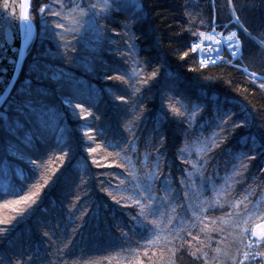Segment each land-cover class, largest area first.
<instances>
[{"label": "trees", "instance_id": "trees-1", "mask_svg": "<svg viewBox=\"0 0 264 264\" xmlns=\"http://www.w3.org/2000/svg\"><path fill=\"white\" fill-rule=\"evenodd\" d=\"M53 2L54 0H31L30 16L36 27L35 39L28 50L12 93L15 95L22 92L25 80L35 79L37 75L42 74L45 77L42 84L48 90L45 103L59 114L50 124L46 133L48 143L44 147L52 148L59 144L71 150L63 159L60 158L62 153L58 148L51 152L46 161V172L30 184L28 191L24 193L28 195L29 192H36L40 186L39 195L34 197L35 203L31 201L17 203L20 197L11 193L18 191L23 183L21 176L27 174L26 164L29 153L16 137L0 132V221L4 222L0 223V228L9 229L0 239V254L5 252L10 254L12 251L27 253L39 248V255L44 258L43 264H48V260L54 259L53 256L45 253L50 242L42 236V232L48 231L54 234L53 239L56 240V244L51 248L53 253L56 246L62 243L64 236L70 234L74 238L73 251L78 264H128L129 260L134 258L132 253L127 250L120 251L117 247L120 243L117 222H123L128 218V213L137 210L134 204L123 206L128 203L126 197L130 194V185L126 183L122 186L129 191L122 194L124 199L121 205H117L108 192L104 191L108 187L107 183L100 181H111L114 187L119 183L117 179L119 176L131 182L132 178L128 176V172L135 171L139 174L145 167L143 158L145 143H155L156 134L153 129L159 127L157 121L160 101L155 93L157 89L166 86H170L176 93H183L197 103L204 104L206 110L218 104L236 112L237 117L247 115L249 126L234 129V136L229 137L225 147L234 145V152L248 151L254 147L252 137L256 138L257 158L253 161H245L248 170L246 172L241 170L246 179L242 180L241 176L231 177L219 194L211 192L202 194L209 199H218L219 203L224 205V210L217 207V210L211 213L215 218L214 226L227 227L223 225V221L229 219L226 215L227 202L237 199L241 200L243 206L244 203L264 197V188L257 186H264V173H261V169H264V155L260 154L264 149L259 147L264 145V139H261V133L264 132L262 127L264 126V89L252 83L247 74L231 64L219 62L202 68L198 61H194L195 54L191 51L187 57H183V53L188 51V43L194 39L188 31L190 25L186 6L187 12H190L194 18L192 28L200 27L204 30V26L199 23L200 18H203L206 23L214 19L218 30L223 29L225 24H229L230 29H236L234 23H229L227 0H216L215 5L213 0H118L119 8L111 13L110 19L100 20V23L107 25L109 29L114 28L119 31L121 22H129V18L135 17L137 19L133 25L135 43L141 60L150 61L149 73L157 62L159 64L158 76L149 79L147 84L139 85L146 94L143 120L139 122L137 129L139 137L137 152L140 154V159H137V155L132 154L131 151L125 153L120 148L114 150L112 147L105 149L106 143H122L129 136L126 128L134 122L126 107L121 102L114 101L109 91L113 89L124 92L126 86L117 81H106L103 65L99 62L102 60L104 64L113 67L124 66L121 58L103 50L108 47L106 42L103 47H97L95 35L91 32L88 33L85 41H73L77 51L70 53L69 56L79 59L61 58V53L65 50L62 47L58 48V43L62 42H58L56 38L44 32V19L37 11L43 4ZM237 8L241 23L252 33V37H249L242 29L238 31L242 40L244 66L249 67L250 71L260 73L264 71V45L260 43L264 40V2L238 0ZM45 18L49 21L56 19L50 16ZM111 35L119 42L112 47L124 46L123 34ZM53 76L60 77V80L52 79ZM66 80L75 83L76 88L82 93L79 102L92 112L87 120L76 115L80 109H75L73 112L60 103V85ZM86 125L92 129L89 135L95 137L96 144L99 145L97 152L91 155L83 146L84 143H92L81 131ZM181 127L183 126L175 122L164 125L167 140L165 148L161 149L166 152L164 172L172 174V183L178 193L184 190V186L179 184L183 169L194 171L190 164H185L178 158L177 147L181 145L183 139ZM59 129H63V132L61 133ZM27 131V127L22 129V132ZM32 131L35 129L33 128ZM202 148V143L190 142L188 150L183 155L190 161L202 162L210 155H215L217 161L221 160L223 148L212 152L201 151ZM129 155L131 165L124 158ZM93 159L97 160L96 164L92 163ZM152 164L153 160L150 156L147 165L151 167ZM212 167L213 165L210 164L209 172ZM230 173L231 169L226 172L224 164L221 163L219 176L224 178ZM81 175L91 179H88L86 185L77 187ZM198 176L199 173H196L193 177L196 180L195 186L191 189L193 194L199 187ZM163 179L162 174L160 180ZM44 180L48 183L44 184ZM222 184L223 179H218V188ZM245 188L251 193L248 201L243 199ZM73 193L79 195L81 199L77 201ZM117 198L120 199L121 194H117ZM81 206L86 208L89 214L75 220V224H83V227L79 228L78 232H72L73 219L69 218V213L75 214ZM188 226H191L190 222ZM212 235L215 239H220L216 233ZM224 235L227 236V240L221 247L234 248V237L228 232ZM215 246L213 244V247ZM151 255L150 252L149 256ZM141 258L144 259L145 264H148V258L143 256ZM34 264H41V261L36 260ZM177 264H200V261H195L194 257L185 252L183 257L177 260Z\"/></svg>", "mask_w": 264, "mask_h": 264}, {"label": "snow or ice", "instance_id": "snow-or-ice-1", "mask_svg": "<svg viewBox=\"0 0 264 264\" xmlns=\"http://www.w3.org/2000/svg\"><path fill=\"white\" fill-rule=\"evenodd\" d=\"M215 3L216 0H213V5ZM237 3L238 0L235 2L227 0L226 3V8L230 13L229 23H234L236 30H231L229 24H225L223 25L224 31L220 32L217 31L214 19L206 23L203 18H200L199 23L204 26V30H201L200 27L192 28L191 24L194 22V18L190 12H187L186 6L190 25L188 31L194 39L188 43V51L183 53V57H187L191 51L195 54L194 61H198L202 68L208 64L216 65L218 62L231 64L247 74L252 83L257 84L260 89H264V71L260 73L254 70L250 71L249 67L244 66L243 63L242 40L237 33L241 29L249 37H252V33L241 23V17L237 14ZM25 7L31 11L30 4H25L18 16L22 46L16 49L18 58L12 61L14 64H19V57L24 55V46H27L33 39V23L29 12L23 10ZM0 8L12 13L14 6L10 5L8 0H3ZM117 8H119L118 0H99V2L54 0L51 4H43L37 11L44 19V32L56 38L58 42H62L58 43V48L62 47L65 50L61 53V58L65 60L68 58L79 59V57L69 56L70 53L77 51L73 41H85L89 32L94 33L97 47H103L106 42L108 47L103 50L119 55L124 66L113 67L104 64L102 60L99 62L103 65L106 81H117L126 86L124 92L113 89H109V91L114 101H119L126 107L134 122H131V126L126 128L129 136L122 143H106L105 149L112 147L114 150L120 148L125 153L131 151L132 154L137 155V159H140V154L137 152L139 140L137 129L139 122L143 120V104L146 94L139 85L147 84L149 79H155L158 76L159 64L157 62L149 73L150 61L141 60L135 43L136 36L133 28L137 22L135 17L129 18V22H121L119 31L114 28L109 29L107 25L100 23V20L110 19L111 13ZM46 16L56 19L49 21L45 18ZM112 33H115L116 36L123 34V47H112L113 44L119 43L112 38ZM260 43L264 45V40ZM2 47L3 45H0V48ZM225 51L228 53L229 58L227 59ZM93 58L96 59V57ZM44 78L40 74L35 79L25 80L23 91L14 95L12 93L14 81L12 79L5 81L3 77H0V87L3 88V92L0 93V121H2L0 122V132L10 137H16L29 153L26 164L27 174L21 176L23 183L18 191L11 193L20 197L16 201L17 203H28L29 201L35 203L34 197L39 195L40 186L36 192H29L28 195L24 193L28 191L30 184L46 172V161L51 152L58 148L62 153L60 158L63 159L68 156L71 150L59 144L52 148L44 147L48 143L46 133L49 131L50 124L59 115L45 103L48 90L42 84ZM52 79L59 81L60 77L53 76ZM81 95L82 93L71 80H66L60 85V103L73 112L75 109H80L76 115L87 120L92 112L79 102ZM155 95H158L160 101L157 121L159 127L153 129L156 134L155 143H145L143 153L145 167L140 170L139 174L135 171L128 172V176L132 178L131 182L119 176L117 177L119 183L114 187L111 181H100V183H107L108 187L104 191L108 192L117 205H121L122 199H124L122 194L129 191L122 186L129 183L130 194L126 197L128 203L123 206L128 207L129 204H134L137 209L134 213H128V218L123 222H117L116 228L120 233L118 237L120 243L117 247L120 251L127 250L133 254L134 258L129 260L128 264H145L141 256L148 258V264H177V260L183 257L185 252L194 257L195 261H200V264H264V197L244 203L243 206L241 200L233 199L227 202L226 215L229 219L223 221V225L227 227L217 228L214 226L215 218L211 213L215 212L217 207L224 210V205L220 204L218 199L202 196L204 192L219 194L231 177L241 176L242 180L246 179L243 172L248 170V164L245 161H253L257 158L256 138L252 137L254 147L244 152H234V145L225 147V144L229 137L234 136V129L249 126L250 121L247 115L237 117L236 112L218 104L206 110L204 104L193 101L183 93L174 92L170 86L157 89ZM233 117H237V119H233ZM172 122L183 126L180 128L183 137L182 143L177 147L178 158L182 159L185 164H190L194 170L183 169V175L179 180V184L184 186L182 193L176 191L172 183V174L165 173L163 168L166 152L161 149L165 148L167 140L164 125ZM25 127L28 128V131L22 132ZM33 128L35 131H32ZM91 130L87 125L81 129L83 136L92 141L91 144H83L89 155L96 153L99 147L96 144V138L89 135ZM59 131L62 133L63 129H59ZM261 139H264V132L261 133ZM190 142L202 143L201 151L205 152L223 148L221 160L217 161L215 155H210L202 162L190 161L187 156L183 155L188 150ZM94 144L96 146H93ZM259 147L264 149V145ZM260 154L264 155V151ZM150 156L153 160L151 167L147 165ZM124 158L131 165V156ZM92 163L96 164L97 160L93 159ZM221 163L224 164L226 172L229 168L231 169L230 175L224 178L219 176ZM210 164L213 165L211 172H209ZM206 172L209 174L205 175ZM196 173H199V187L193 194L191 189L196 184V180L193 179ZM261 173H264V169H261ZM162 174L164 179L160 180ZM88 179L81 175L78 178L77 187L86 185ZM218 179H223V184L219 188L217 186ZM43 183L47 184L48 181L44 180ZM257 186L264 188L262 185ZM244 192L243 199L248 201L251 193L248 192V188H245ZM117 194H121L120 199L117 198ZM73 195L77 201L81 199L79 195L75 193ZM70 206L74 207L71 204ZM88 214V210L83 206L75 214L69 213V218L73 219L72 232H78L79 228L83 227V224H75V220L82 219ZM189 222L191 226H188ZM0 223L4 222L0 221ZM8 231L9 229L0 228V239ZM225 232L234 237L235 247L232 249L221 247L227 240ZM212 233H216L220 239H215ZM53 235L48 231L42 232V236L50 242L45 253L54 257V259L48 260V264H78L73 251L74 238L70 234L64 236L62 243L56 246L53 253L51 248L56 244ZM213 244L216 246L213 247ZM39 252V248L27 253L12 251L9 254L5 252L0 254V264H34L36 260L43 264L44 258L40 257ZM150 252L151 256H149Z\"/></svg>", "mask_w": 264, "mask_h": 264}, {"label": "water", "instance_id": "water-1", "mask_svg": "<svg viewBox=\"0 0 264 264\" xmlns=\"http://www.w3.org/2000/svg\"><path fill=\"white\" fill-rule=\"evenodd\" d=\"M8 2L10 5L14 6L12 13H8L7 10L0 8V45H3V47L0 48V77H3L5 81L12 79L15 88L18 81L17 79L20 77L27 58L28 50L35 39L36 27L30 16L33 23V39L27 46H24V55L23 57H19V64L12 63V61H15L18 58V52L16 49H19L22 46L19 29L20 21L18 20V16L22 6L25 4L31 5V0H8ZM2 3L3 0H0V4ZM23 10L29 12L30 15L31 11H29L27 7ZM2 92L3 88L0 87V93Z\"/></svg>", "mask_w": 264, "mask_h": 264}, {"label": "rangeland", "instance_id": "rangeland-1", "mask_svg": "<svg viewBox=\"0 0 264 264\" xmlns=\"http://www.w3.org/2000/svg\"><path fill=\"white\" fill-rule=\"evenodd\" d=\"M91 2H99V0H92ZM232 30V29H231ZM233 30H236V29H233ZM218 31V30H217ZM220 32V31H218ZM239 35V33H237Z\"/></svg>", "mask_w": 264, "mask_h": 264}, {"label": "built area", "instance_id": "built-area-1", "mask_svg": "<svg viewBox=\"0 0 264 264\" xmlns=\"http://www.w3.org/2000/svg\"><path fill=\"white\" fill-rule=\"evenodd\" d=\"M225 54H226L225 56L228 57V53H227L226 51H225ZM218 63H219V62H218ZM208 65H212V64H208Z\"/></svg>", "mask_w": 264, "mask_h": 264}, {"label": "bare ground", "instance_id": "bare-ground-1", "mask_svg": "<svg viewBox=\"0 0 264 264\" xmlns=\"http://www.w3.org/2000/svg\"><path fill=\"white\" fill-rule=\"evenodd\" d=\"M218 30V29H217ZM233 30V29H232ZM218 31H224V28L223 29H221V30H218ZM229 58V57H228Z\"/></svg>", "mask_w": 264, "mask_h": 264}]
</instances>
